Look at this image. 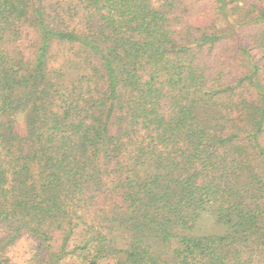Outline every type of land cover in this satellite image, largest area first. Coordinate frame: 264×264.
<instances>
[{
	"label": "trees",
	"instance_id": "trees-1",
	"mask_svg": "<svg viewBox=\"0 0 264 264\" xmlns=\"http://www.w3.org/2000/svg\"><path fill=\"white\" fill-rule=\"evenodd\" d=\"M209 1L0 0V264H264V0Z\"/></svg>",
	"mask_w": 264,
	"mask_h": 264
},
{
	"label": "rangeland",
	"instance_id": "rangeland-1",
	"mask_svg": "<svg viewBox=\"0 0 264 264\" xmlns=\"http://www.w3.org/2000/svg\"><path fill=\"white\" fill-rule=\"evenodd\" d=\"M186 1H187V4H186L187 7L189 6L193 9L197 10L198 12L203 13L202 17H200V15H197L196 13H194V19L195 20H193V21H197L198 23H200L199 24L200 26L213 28L214 23L216 25L226 23V20L221 16L220 17L218 16L219 18L217 19V17H216V19H215V16H214L215 13H214V10L212 8L213 7L212 2H210L209 0H186ZM34 40H35V38H28V40H27L30 43L29 45H27V47H28L27 51L29 53H33L35 51V46L33 45ZM234 40L227 41L225 43V47H224V48H227L229 50H232V51H230L231 53L229 54V56H232V57L234 56L235 44H233L231 42H235ZM53 52L61 53L57 49V47ZM30 57H33V55ZM242 66L243 65L241 63L236 62L234 69L236 71H240L241 70L240 67H242ZM199 227L201 228L202 231H211V230L221 231L220 225L217 222H215L214 218L211 216L204 217L200 221ZM6 232H7L6 228L2 224H0V238L3 237L4 235H6ZM17 242L18 243L16 244V246L11 248L10 254H11L13 261L21 262L23 257L25 256V254H27L29 252V250L31 249L30 248L31 247L30 246L31 245V238L27 234H25Z\"/></svg>",
	"mask_w": 264,
	"mask_h": 264
}]
</instances>
